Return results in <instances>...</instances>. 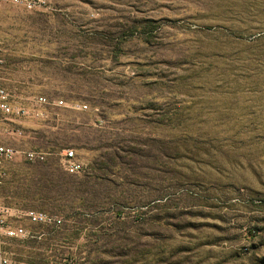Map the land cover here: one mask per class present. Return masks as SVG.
Here are the masks:
<instances>
[{
  "label": "rangeland",
  "instance_id": "rangeland-1",
  "mask_svg": "<svg viewBox=\"0 0 264 264\" xmlns=\"http://www.w3.org/2000/svg\"><path fill=\"white\" fill-rule=\"evenodd\" d=\"M48 2L0 4V84L88 110L0 115L48 154L0 166V204L63 220L12 264H264V0Z\"/></svg>",
  "mask_w": 264,
  "mask_h": 264
},
{
  "label": "built area",
  "instance_id": "built-area-1",
  "mask_svg": "<svg viewBox=\"0 0 264 264\" xmlns=\"http://www.w3.org/2000/svg\"><path fill=\"white\" fill-rule=\"evenodd\" d=\"M0 4L11 5L27 11L49 10L48 0H0ZM3 60L0 57V67ZM16 95L11 94L0 84V115L6 119L16 122L24 118L45 120L50 110L56 107L68 108L73 111H86L88 106L80 103L66 104L62 100H52L47 97L37 96L27 99L26 102H19ZM22 136V131L9 126H0V138L15 140ZM45 152H22L10 145L0 143V166L12 162L16 157H24L30 163H43L47 159ZM64 171L71 174H79L82 171V164L78 161L73 150H65L60 160ZM25 221L30 225L43 226L53 230L62 227L63 220L45 212L36 210H20L5 207L0 204V264H12V260L3 249L8 241L39 240L45 237L43 232H34L22 226ZM24 264V263H21Z\"/></svg>",
  "mask_w": 264,
  "mask_h": 264
},
{
  "label": "trees",
  "instance_id": "trees-1",
  "mask_svg": "<svg viewBox=\"0 0 264 264\" xmlns=\"http://www.w3.org/2000/svg\"><path fill=\"white\" fill-rule=\"evenodd\" d=\"M47 160V159H46ZM44 163V162H43Z\"/></svg>",
  "mask_w": 264,
  "mask_h": 264
}]
</instances>
